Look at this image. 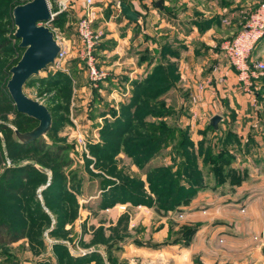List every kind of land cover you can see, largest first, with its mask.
<instances>
[{
	"label": "rangeland",
	"instance_id": "374dc122",
	"mask_svg": "<svg viewBox=\"0 0 264 264\" xmlns=\"http://www.w3.org/2000/svg\"><path fill=\"white\" fill-rule=\"evenodd\" d=\"M16 1L19 0H0V29L4 30L0 32V39H13L16 28L13 8L7 4L12 6ZM67 11L46 24L63 45L64 37L71 39L70 46L64 45L68 50L70 47L67 63L71 67L79 57L74 53L81 47L76 26L80 16L76 11ZM229 40L222 44L224 54L223 46ZM18 43L14 38L0 49L3 63L20 55L21 52H12ZM82 63L78 64L82 70L70 74L55 70L50 64L24 86L27 95L52 109L55 124L44 136V144L52 151L61 145L64 149L56 152L57 157L47 154L46 149L22 148L16 144L18 138L12 126L29 130L37 122L19 114L10 95L0 96V124L8 127L0 130V219L11 226L28 229L26 238L0 246V264H169L163 254L156 260L155 251L167 248L164 252L169 253L173 244H187L186 234L191 228L186 221L182 222L185 207L191 202L179 206L176 203L180 192L178 183L186 180L183 170L188 151L185 147L188 145L190 150L194 143L193 149L197 152L203 137L207 136V144L214 145L215 135L208 132L195 142L191 125L175 113L164 119L168 125L176 124L188 131L190 142L184 145L186 152H176L175 141L161 144L155 155L158 145L155 140L152 141L155 151L141 149L143 154L138 153L140 150L127 151L121 138L109 143L104 133L108 123L114 120L113 111L120 113V107L111 109L112 101L100 100L103 96L97 91L99 85L90 83ZM48 75L52 76L49 80ZM217 79L221 81L218 66L213 76L197 83L189 103L197 104L199 97L195 100L194 96L202 95L209 82ZM51 85L57 88H50ZM179 93L182 98V91ZM168 94L165 110L173 109ZM182 105L180 112L185 109ZM190 113L197 122L199 114L192 109ZM108 144L119 149L109 151ZM200 165L203 171H209L202 162ZM8 169L10 177L6 176ZM125 243L132 245L128 246L131 251L123 256Z\"/></svg>",
	"mask_w": 264,
	"mask_h": 264
},
{
	"label": "crops",
	"instance_id": "0c3cea01",
	"mask_svg": "<svg viewBox=\"0 0 264 264\" xmlns=\"http://www.w3.org/2000/svg\"><path fill=\"white\" fill-rule=\"evenodd\" d=\"M49 1L55 10L59 0ZM68 1L67 12L81 16L86 0ZM121 1L139 13L138 21L122 13ZM157 1L93 0L95 28L101 33L96 53L106 72L97 88L100 100L107 98L111 109L119 108L130 100L137 82L145 81L157 65L170 64L177 85L167 93L168 102L177 118L191 125L193 140L202 139L219 114V130L209 131L214 142L229 130L240 142L231 148L236 174L221 184L208 178V187L185 207L182 222L195 228L187 244H173L169 253L167 248L156 250L155 259L163 254L169 264H264V71L246 85L222 50L261 0H162V7ZM65 44L70 46L71 39L64 37ZM252 60L264 63V38ZM80 63L78 57L73 60L71 72L82 70ZM216 66L222 80L210 81L197 104L189 103L197 83L213 76ZM190 109L199 114L197 122ZM131 245L123 244V256Z\"/></svg>",
	"mask_w": 264,
	"mask_h": 264
},
{
	"label": "trees",
	"instance_id": "16d2710c",
	"mask_svg": "<svg viewBox=\"0 0 264 264\" xmlns=\"http://www.w3.org/2000/svg\"><path fill=\"white\" fill-rule=\"evenodd\" d=\"M27 1L29 0H19L12 3V6L11 4H7V6L14 9L16 5L25 3ZM61 15V13L56 15L54 20L58 19ZM0 32H4V30L0 29ZM12 37L13 39L15 38L14 34ZM13 39H9L8 37H3L0 39V49H3L8 44L12 43ZM23 51L24 49L21 48L18 43L16 47L12 49V52H14V54L21 52L19 56L11 58L4 63L0 59V96L4 94L10 95L7 87V82L11 77L10 69L21 58ZM51 77V75H48V80ZM176 78L175 70L172 65L163 63L157 65L154 68L152 74L148 76L145 81L136 83L130 100L121 104L120 113L117 114L116 110L113 111L114 120L108 123L107 132L104 133V135L108 137L109 143L110 141H114V143L120 141V138L123 139L125 141V145H127V151L131 152L133 150H140V152H138L139 154H143L141 149L144 151H150L151 148V150L155 151L154 147H152L153 140H155V144L158 142L154 155L158 150H160V148H162L163 144H166L167 142H176V152H184L186 148L188 152L185 151L187 156L185 158H187V160L183 170L186 180L182 184L178 183L180 192L176 203L177 206H179L182 204H189L200 190L206 189L209 184L207 182L208 178L212 177L214 180H216L217 184H221L236 174L235 169L232 167L236 156L232 152L231 148L234 145L239 144L240 141L237 134L234 131L229 130L226 133L219 135L218 140L214 145L209 143L207 144L206 135H208V132L212 130H219V128L215 129L211 123H209L207 129L204 131V136L206 137H203V139L200 141L198 151L196 152L195 149H193L194 143L191 144L190 150L188 145L185 147L184 145H186L188 141L190 142V138L186 135L188 134V131L176 124L174 126H170L164 119L169 115L174 114L173 109L165 110V95L173 88ZM39 80L42 82L41 79ZM44 84H46V81ZM56 86L57 85H51L50 88H57ZM47 107L50 109L53 116L51 129L47 133L49 134V132H51L54 127L55 120L52 109L49 106ZM17 112L19 114L25 115L30 121L37 122V124L29 130L35 128L38 125V121L33 117L21 113L18 110ZM15 127H17L22 132L28 131L22 129L19 125H15ZM7 128V125L0 124V130ZM140 130H143L144 133H142ZM134 131L135 134L133 133ZM44 143V136H41L30 143H22L19 139L16 142V144H19L22 148L35 146L39 150L46 149V146L48 145H45ZM108 147L109 151L114 152L119 149L118 147V149L116 147L111 148V144H108ZM63 149L64 148L61 145H57L56 149L53 151L51 149H46L45 151L47 154L57 157L58 154L56 152H59ZM201 162L203 165H205L206 170L209 171H203L204 168L200 167ZM27 170H29V167ZM35 170L36 169L33 168V171ZM171 173V169H169L168 174ZM6 176H11L9 169L6 170ZM26 177L27 176H24V178ZM171 183L172 185L175 184L173 177ZM188 230L189 234H186V239L189 240L194 234L195 228H190ZM27 235L28 229L26 227L17 228L11 226L9 222L0 219V246H9L26 238Z\"/></svg>",
	"mask_w": 264,
	"mask_h": 264
},
{
	"label": "water",
	"instance_id": "95a60500",
	"mask_svg": "<svg viewBox=\"0 0 264 264\" xmlns=\"http://www.w3.org/2000/svg\"><path fill=\"white\" fill-rule=\"evenodd\" d=\"M162 2L158 0L156 5L162 7ZM119 6L129 20H139V13L129 4L121 1ZM52 10L54 7L49 0H29L16 5L13 9L16 27L13 34L20 40L19 46L24 51L18 62L10 69L11 77L7 87L17 110L38 121L35 128L24 132L12 126L22 143H30L41 136H46L53 123L50 109L44 103L27 95L24 90L27 80L52 64L61 50L54 31L46 24L54 20ZM221 120L222 116L216 114L210 123L218 129Z\"/></svg>",
	"mask_w": 264,
	"mask_h": 264
},
{
	"label": "built area",
	"instance_id": "2783aa9c",
	"mask_svg": "<svg viewBox=\"0 0 264 264\" xmlns=\"http://www.w3.org/2000/svg\"><path fill=\"white\" fill-rule=\"evenodd\" d=\"M92 4L93 0H86L84 11L76 24L78 35L81 39L78 58H80L81 63L83 62L82 64H84L86 68L90 83L98 87L100 81L105 79L106 72L100 68L98 55L96 53V47L100 40L101 33L95 28L96 17L91 8ZM69 8L70 5L68 0L57 1V8L52 10L53 19L56 15L65 12ZM263 38L264 0H261L250 13L241 31L223 46L229 63L237 70L239 80L246 85L251 83L252 77L258 76L264 71L263 62L252 60V53ZM58 42L61 45V50L50 66L54 67L55 70L68 72L70 74L71 69L67 63L69 50L61 41ZM198 97V95L197 97L194 96V99L196 100Z\"/></svg>",
	"mask_w": 264,
	"mask_h": 264
}]
</instances>
